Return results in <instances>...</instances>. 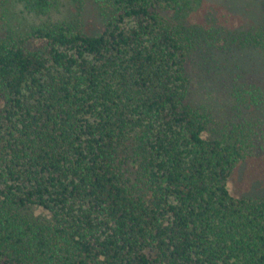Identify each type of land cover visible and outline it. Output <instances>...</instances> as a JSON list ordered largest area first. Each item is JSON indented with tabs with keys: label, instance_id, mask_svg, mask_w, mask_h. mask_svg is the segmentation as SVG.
I'll list each match as a JSON object with an SVG mask.
<instances>
[{
	"label": "trees",
	"instance_id": "1",
	"mask_svg": "<svg viewBox=\"0 0 264 264\" xmlns=\"http://www.w3.org/2000/svg\"><path fill=\"white\" fill-rule=\"evenodd\" d=\"M199 2L0 0V264H264V17Z\"/></svg>",
	"mask_w": 264,
	"mask_h": 264
},
{
	"label": "rangeland",
	"instance_id": "2",
	"mask_svg": "<svg viewBox=\"0 0 264 264\" xmlns=\"http://www.w3.org/2000/svg\"><path fill=\"white\" fill-rule=\"evenodd\" d=\"M85 9H87L85 15L87 31H100L101 27L97 21L95 10L93 11L92 8H88L87 6ZM262 17H264V0H200L197 10L189 15V20L194 24H204V28L207 29L212 25H215L223 31L224 37H228L229 35L248 31L256 26ZM230 38L231 36L228 37V39ZM251 56L240 57L243 61L242 63L257 58L258 62H256V64L254 63L255 66L251 63V67L256 71H259V74H262L261 70H264L262 56ZM217 73L220 74V78L227 81L230 80L226 73L221 71H217ZM222 83L230 87L228 83L221 81V84ZM213 84L215 85L216 82L214 81ZM245 179L246 177L242 175L240 171H237V173L231 178L230 184L234 191L238 192L237 194L248 191V189L246 191L248 182L244 181ZM34 212L35 215L39 213V211Z\"/></svg>",
	"mask_w": 264,
	"mask_h": 264
}]
</instances>
